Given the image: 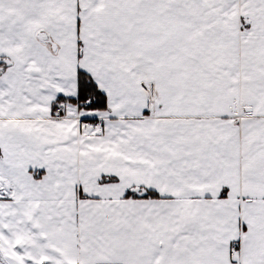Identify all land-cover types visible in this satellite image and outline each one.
Wrapping results in <instances>:
<instances>
[{
    "label": "snow or ice",
    "instance_id": "snow-or-ice-1",
    "mask_svg": "<svg viewBox=\"0 0 264 264\" xmlns=\"http://www.w3.org/2000/svg\"><path fill=\"white\" fill-rule=\"evenodd\" d=\"M0 264H264V0H0Z\"/></svg>",
    "mask_w": 264,
    "mask_h": 264
}]
</instances>
